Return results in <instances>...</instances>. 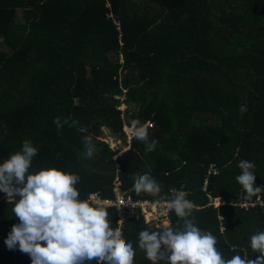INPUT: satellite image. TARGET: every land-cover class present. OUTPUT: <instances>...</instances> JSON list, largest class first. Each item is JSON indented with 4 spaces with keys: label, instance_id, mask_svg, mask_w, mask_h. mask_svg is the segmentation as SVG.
Segmentation results:
<instances>
[{
    "label": "trees",
    "instance_id": "16d2710c",
    "mask_svg": "<svg viewBox=\"0 0 264 264\" xmlns=\"http://www.w3.org/2000/svg\"><path fill=\"white\" fill-rule=\"evenodd\" d=\"M138 1L0 0V162L27 139L39 150L32 171L78 173L81 199L112 198L116 177L135 199L186 190L190 218L217 237L223 256L255 259L250 237L264 231V189L247 200L235 177L241 159L254 162L255 186L264 187V0ZM58 116L79 123L58 130ZM134 120L153 123L156 148L146 152L134 138L118 156L100 139L103 127L125 141L123 126ZM132 172L149 173L164 199L136 193ZM209 196L224 204L215 208ZM12 207L0 192V264H31L4 243L18 222ZM107 210L116 228V211ZM178 219L172 210L168 225L182 227ZM145 228L157 226L132 219L123 228L134 264H151L138 247Z\"/></svg>",
    "mask_w": 264,
    "mask_h": 264
},
{
    "label": "clouds",
    "instance_id": "9594fccd",
    "mask_svg": "<svg viewBox=\"0 0 264 264\" xmlns=\"http://www.w3.org/2000/svg\"><path fill=\"white\" fill-rule=\"evenodd\" d=\"M247 104L239 106L241 117L247 112ZM57 129L65 124L75 127L76 119L55 117ZM137 140L145 142L146 152L156 148L157 140L149 142V125L139 120L131 123ZM79 131L87 133L80 127ZM86 156L93 157L95 144L91 134L83 136ZM38 148L30 140H24L19 151L0 162V192L13 204L12 213L18 222L12 225L4 243L10 249L26 253L31 264H134L136 250L126 241L121 227H112L107 208L99 201L81 199L76 185L80 176L58 167H43L32 171L33 159ZM241 173L235 177L246 193L245 199L264 189L255 186L256 165L245 159L238 162ZM133 190L153 197L161 196L159 183L149 174L131 173ZM169 208L183 222L182 227L158 226L147 228L138 234V247L151 264H264V231L250 237L251 249L258 253L255 259L239 253L226 259L217 248V237L211 231L196 226L192 217L194 203L183 190L172 188Z\"/></svg>",
    "mask_w": 264,
    "mask_h": 264
},
{
    "label": "built area",
    "instance_id": "2783aa9c",
    "mask_svg": "<svg viewBox=\"0 0 264 264\" xmlns=\"http://www.w3.org/2000/svg\"><path fill=\"white\" fill-rule=\"evenodd\" d=\"M149 127H153V123H148ZM127 130H131L130 126H125L124 131L128 135ZM132 131V130H131ZM125 144V151L131 148V138L129 137ZM123 152H119L118 155H121ZM211 170L215 171V168L211 167ZM205 186H207V181L205 182ZM206 189V187H205ZM113 197L110 199L102 198L99 193H94L90 196L89 199L99 201L107 208H114L117 215V226L121 227L122 230L124 228L125 222L136 219H144L147 223H150L149 216L150 214H157L162 216L168 220L169 224V217L171 213V209L169 208V201L171 200V195L168 200H155L151 201L148 199H135L132 195L126 193L120 185L119 177H116L115 183L112 188ZM210 197L211 205H214L215 208H219L221 205L224 204L221 197ZM223 220V217H220ZM156 226H160L157 223ZM163 226V225H162Z\"/></svg>",
    "mask_w": 264,
    "mask_h": 264
},
{
    "label": "rangeland",
    "instance_id": "374dc122",
    "mask_svg": "<svg viewBox=\"0 0 264 264\" xmlns=\"http://www.w3.org/2000/svg\"><path fill=\"white\" fill-rule=\"evenodd\" d=\"M138 2L142 3L141 0H139ZM122 62H123V59H122ZM152 91H153V88H149L148 91H147V94H149ZM124 92L126 93V91H124ZM116 99H120L121 100V103L118 104V108L120 110H122L123 112L127 111L128 110V106L124 102L125 99H126L125 96H118V97H116ZM135 110L138 111L137 108H135ZM147 125H148V123H147ZM125 126H130V125L128 123H125L124 126H123V132H124L126 141L130 137L131 138V143H132L133 142V139L135 138L134 137V134H133V132L131 130H127V132H128V135H127L125 133V131H124ZM117 137L118 136L117 135H114L108 128L103 127V131H102V134L100 135V139L103 142L108 143L110 145V147L113 149V151L118 152V153L119 152H123V151H125V144H126V142L123 139H120V138H117ZM183 191L186 192V190H183ZM125 192L128 193L129 195H132L129 191H125ZM186 193H188V192H186ZM259 204L263 205V203H259ZM149 220H150V223H157L160 226H162V225H168V223H167L168 220L166 218L162 217V216L157 215V214H153V215L150 214Z\"/></svg>",
    "mask_w": 264,
    "mask_h": 264
}]
</instances>
